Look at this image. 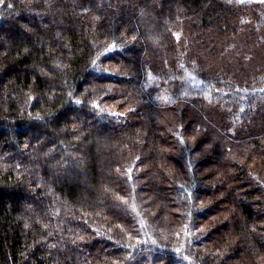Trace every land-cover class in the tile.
<instances>
[{"label":"trees","instance_id":"1","mask_svg":"<svg viewBox=\"0 0 264 264\" xmlns=\"http://www.w3.org/2000/svg\"><path fill=\"white\" fill-rule=\"evenodd\" d=\"M182 260L264 264V3L0 0V264Z\"/></svg>","mask_w":264,"mask_h":264},{"label":"snow or ice","instance_id":"2","mask_svg":"<svg viewBox=\"0 0 264 264\" xmlns=\"http://www.w3.org/2000/svg\"><path fill=\"white\" fill-rule=\"evenodd\" d=\"M239 2H243V0H239ZM260 2L264 3V0H260ZM192 79H195V77H193ZM76 102L79 103V101ZM241 111H244V109H241Z\"/></svg>","mask_w":264,"mask_h":264},{"label":"rangeland","instance_id":"3","mask_svg":"<svg viewBox=\"0 0 264 264\" xmlns=\"http://www.w3.org/2000/svg\"><path fill=\"white\" fill-rule=\"evenodd\" d=\"M182 264H184V260H182V262H181ZM188 264H192V263H190V262H188Z\"/></svg>","mask_w":264,"mask_h":264}]
</instances>
